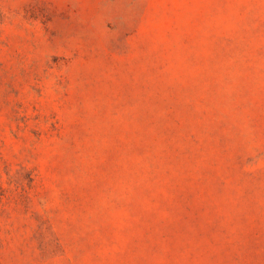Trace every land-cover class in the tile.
<instances>
[{"label": "rangeland", "instance_id": "rangeland-1", "mask_svg": "<svg viewBox=\"0 0 264 264\" xmlns=\"http://www.w3.org/2000/svg\"><path fill=\"white\" fill-rule=\"evenodd\" d=\"M0 264H264V0H0Z\"/></svg>", "mask_w": 264, "mask_h": 264}]
</instances>
